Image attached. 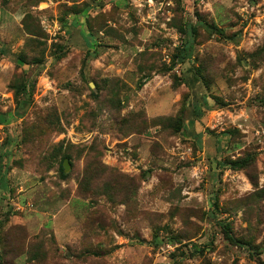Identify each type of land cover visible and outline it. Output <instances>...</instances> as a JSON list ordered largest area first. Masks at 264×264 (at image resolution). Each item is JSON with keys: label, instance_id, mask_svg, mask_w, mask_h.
I'll return each instance as SVG.
<instances>
[{"label": "rangeland", "instance_id": "rangeland-1", "mask_svg": "<svg viewBox=\"0 0 264 264\" xmlns=\"http://www.w3.org/2000/svg\"><path fill=\"white\" fill-rule=\"evenodd\" d=\"M0 4L5 264H264V192L248 177L264 186V0ZM182 101L190 132L173 133ZM119 149L140 155L139 172L118 167ZM244 152V171L218 165ZM119 171L144 181L122 193Z\"/></svg>", "mask_w": 264, "mask_h": 264}, {"label": "trees", "instance_id": "trees-1", "mask_svg": "<svg viewBox=\"0 0 264 264\" xmlns=\"http://www.w3.org/2000/svg\"><path fill=\"white\" fill-rule=\"evenodd\" d=\"M40 1H42V0H37V2H40ZM26 22L27 21H25L23 23L24 32L25 33H30L33 36L37 35V31L33 32V31H29L27 29L29 25H27ZM204 24L206 25L207 29L214 28L215 32H218L219 34L223 33V31L220 28L216 27V25H213L212 23H208V22L204 21ZM190 47H191L190 41H188L182 48L179 49V51L185 52ZM181 54H182L181 56H183V54L185 55L187 53H181ZM18 58L20 60L24 61L25 60V55L20 54V55H18ZM36 60H38V59H36ZM195 69H196L195 73H196L197 77L198 78L200 77L202 82H203V84L205 86H207L208 80L204 79L205 76L202 75L200 68L196 67ZM176 78H177L179 83L182 82L181 81L182 80L181 77H179V78L176 77ZM17 87L18 88H16V91H15L16 93L19 92L20 90L24 91L27 88L26 87V83L24 81L19 82ZM209 96L214 100L215 103H220L217 95L209 94ZM196 103H198V104L197 105H195V104L193 105V114L195 116H200V115L203 114L202 113L203 112V108H208L209 107V104H208V101H207V95H203L202 99L200 101H196ZM185 107H186L185 101H182L180 103V108L177 110V113H176L175 117H173L174 119H172L171 121H167L166 122V125L171 127V130H172L173 133L183 130V127H184V123H183L184 115H183V112L185 110ZM0 120H2V119H0ZM228 132H229V130H228ZM244 153H246V154L245 155H238V156H236L234 158L226 157V158L222 159L221 162H218V163L221 166L230 167L233 170H243L244 171V169L247 168L255 160V154L254 153H249V152H244ZM62 158L70 159L71 157L66 152V153L62 154ZM1 167H2V162L0 160V175H1ZM59 172H60V175L62 177H66L67 176V173L64 172L63 159L59 163ZM120 174L121 175H119V177L121 176L122 178H118V180H117L118 182H121V183H119L120 191L122 193H126V194L130 193L131 194V192L133 191L135 186L141 182L140 179H141L142 174H140V175H130L129 174L128 175V174H125V173H122V172H120ZM248 177H249L251 185L254 188L253 192H255V193L253 195L259 194V193H263L264 192V186L259 188V186L257 185V179L254 180V178L252 176H249V175H248ZM256 190H260V191L256 192ZM130 194H129V196H130ZM217 197L218 196L216 195V200H217ZM219 225H220L221 231L223 233V236H224V238L226 240H228L230 243L235 244V245H239V246L245 245L246 248H247V251L249 252V256L251 258H253V259L256 257L254 255L255 249H256V243H254L252 239H243V238H239V237L235 236L232 233L230 225L226 221H224V223L222 225L219 223ZM37 245L38 244H36V243H32V244L29 243L28 244L27 249L25 251L26 258L28 257V254H30L29 258H36L37 257V250H38L36 248ZM0 264H5V260H4L3 255L1 254V252H0Z\"/></svg>", "mask_w": 264, "mask_h": 264}, {"label": "built area", "instance_id": "built-area-1", "mask_svg": "<svg viewBox=\"0 0 264 264\" xmlns=\"http://www.w3.org/2000/svg\"><path fill=\"white\" fill-rule=\"evenodd\" d=\"M114 156L119 159L122 158V164L124 165V169H128L129 172L137 170L138 167L136 157L131 155L130 153L125 152L123 149H119L118 151H114Z\"/></svg>", "mask_w": 264, "mask_h": 264}, {"label": "crops", "instance_id": "crops-1", "mask_svg": "<svg viewBox=\"0 0 264 264\" xmlns=\"http://www.w3.org/2000/svg\"><path fill=\"white\" fill-rule=\"evenodd\" d=\"M9 1V3H10V1L11 0H8ZM0 7L2 8L3 6L0 4ZM203 115V114H202ZM202 115H200V116H195L194 114H193V117H192V119L194 118V119H196V118H200ZM194 122V121H193ZM187 124H184V127H183V130H182V132H185L186 130H188L189 128L186 126ZM190 132V130H188V133ZM184 134V133H183ZM198 137H200V135H198ZM136 160H137V164H138V167L136 168L137 170H135V171H131L130 173L131 174H136L137 172H139L140 171V167H142V164H143V159L142 158H140V155H138L137 157H136ZM111 163H114V161L112 162V161H110ZM116 163V162H115ZM117 164V166H118V163H116ZM218 165H219V163H218ZM119 168H124V165L123 164H120L119 166H118ZM228 168H230V167H228ZM231 169V168H230ZM151 174H150V172L149 171H147V173H146V176H150ZM142 181H144V180H142Z\"/></svg>", "mask_w": 264, "mask_h": 264}, {"label": "water", "instance_id": "water-1", "mask_svg": "<svg viewBox=\"0 0 264 264\" xmlns=\"http://www.w3.org/2000/svg\"><path fill=\"white\" fill-rule=\"evenodd\" d=\"M91 85H92V83H91ZM63 167H64V170H65V171L68 170L69 164H68V162H67V159H64V161H63Z\"/></svg>", "mask_w": 264, "mask_h": 264}]
</instances>
